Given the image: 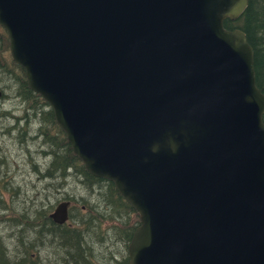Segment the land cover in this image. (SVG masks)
<instances>
[{
    "label": "water",
    "instance_id": "water-1",
    "mask_svg": "<svg viewBox=\"0 0 264 264\" xmlns=\"http://www.w3.org/2000/svg\"><path fill=\"white\" fill-rule=\"evenodd\" d=\"M248 4L0 0L28 87L138 214L128 264H264V93L224 26Z\"/></svg>",
    "mask_w": 264,
    "mask_h": 264
},
{
    "label": "trees",
    "instance_id": "trees-1",
    "mask_svg": "<svg viewBox=\"0 0 264 264\" xmlns=\"http://www.w3.org/2000/svg\"><path fill=\"white\" fill-rule=\"evenodd\" d=\"M224 26L228 29L240 28L245 32L247 41L254 50L256 84L264 93V0H249L243 14L235 20L226 19ZM2 44L4 49L9 51L8 38L0 32V45ZM0 53L3 54L1 48ZM9 60L15 65L18 95L28 97V101L31 102L33 116L39 119L42 127L45 126V129L40 128L38 132L42 137V142L47 147L45 151L42 150V153L48 158L45 162L47 167L44 166L43 173L40 176H44L46 179L56 178L59 180L54 183L56 191H60L63 198L72 196L76 201L75 205L69 209L68 221L64 224H57L49 217L51 208L42 207L44 204L40 206H23L20 211H16L17 208L11 205L13 201L11 200L13 196L11 189L8 191L6 189L7 185L5 188L2 187L3 182L0 181V207L8 211L6 216L0 215V223L7 220V218H12L9 223L32 229L31 237L36 239L40 238L41 235L45 238L48 233L54 235V238H51L53 240L50 239L49 241L57 242L61 246L60 251H62L63 256L60 258V264H101L100 258L92 254L91 251L94 248L90 246L87 236L90 235V232L93 233L92 235L96 234L99 228L108 223L109 225L105 226L103 233H98L101 235L98 239L107 241L111 239L110 234L114 236L115 233H118L124 251L118 261L113 259L114 254L110 255V263L128 264V255L125 254V251L134 229L139 224L138 214L120 195L112 181L96 177L85 169L81 159L73 153L64 131L57 124L51 107L39 94L28 87L25 82L24 69L11 56ZM18 75L22 76L19 77ZM23 82H25V86ZM2 164L3 161L0 160V167ZM70 176L79 180L81 189L86 192L85 196L76 197L61 192L60 188ZM94 192L96 201L91 203L88 196ZM5 193L8 195L7 198L4 196ZM37 203L41 204V202ZM37 203L33 202L32 204ZM81 206H84L85 210H82ZM3 217H6V219ZM127 219H129L128 223ZM92 223L94 226H91ZM94 227L96 230L93 229ZM24 228L20 227L17 234H15L17 246L21 244L22 249L25 241L23 237L19 238V234L21 231L25 234ZM36 245H42L41 239L31 242L25 247L33 249ZM19 252H21V249H18L17 253L11 254L2 238H0V264H38V259L36 261L32 259V253L28 252L24 256V254L19 255Z\"/></svg>",
    "mask_w": 264,
    "mask_h": 264
},
{
    "label": "rangeland",
    "instance_id": "rangeland-1",
    "mask_svg": "<svg viewBox=\"0 0 264 264\" xmlns=\"http://www.w3.org/2000/svg\"><path fill=\"white\" fill-rule=\"evenodd\" d=\"M3 83L8 85L12 82L4 79ZM15 86L3 88L2 90L5 96L0 97V160L3 161L0 167V181L3 182L2 187L5 188L7 185L6 189H8V191L11 189V193H13L11 205L17 208L15 209L16 211H20L23 206H40L44 204L42 207L51 208L49 211L50 213L57 203L61 201L62 194L55 189L54 183L59 180L56 178L46 179L44 176H40V174L43 173L44 166L46 165L45 162H47L46 160L48 158L42 153V150L45 151L47 147H45L42 142V137L38 132L40 128L42 130L45 129V126L43 125L42 127L39 119L33 121L32 130L30 129L28 132L27 128L26 130H20L21 128L17 129L11 126L15 122L8 116V113H16L17 111L14 110V106L18 103V100L14 96ZM29 103L31 104V102ZM46 167L47 166H45V168ZM60 190L63 193L76 197L86 195V192L81 189L79 180L71 176L68 177ZM4 196L7 198V193H5ZM89 196V201L95 203V192ZM75 201L76 200H74V205ZM33 202H41V204H32ZM82 210H85V208ZM7 213V210H3L2 207H0V215L6 216ZM3 218L6 219V217ZM10 219L7 218V220H3V222L0 223V238H2L11 254L17 253L18 249H21L19 255L24 254L25 256L28 252L30 254L32 253V259L34 261L38 259V264H60V258L63 256L62 251H60L61 246L57 242L49 241L51 238H54V235L48 233L49 231L47 232L48 234L45 235V238L41 235V237L37 239H41L42 245H36L35 248L30 249V247L25 246L29 245L31 242L37 241V239L31 237L32 229L20 226L22 229L24 228L25 231V234H23L22 231L19 234V238L23 237L25 241L24 248L22 249V245L18 243L19 246H17L15 240V234H17V230L20 227L9 223L11 221ZM22 221L24 222V220ZM126 221L128 223L129 219ZM107 225L109 224L107 223L99 228L97 230L98 232L94 234L95 236L92 235V232L87 236L90 246L94 248L91 252L97 258H100L101 264H111L109 258L112 254H114L113 259L118 261L120 255L124 251V246L121 244L122 242L118 233H115L116 235L114 236L110 234L109 236L111 239L107 241L98 239V237L101 236L98 233L100 232L102 234ZM91 226H94V224L92 223ZM93 229H95V227Z\"/></svg>",
    "mask_w": 264,
    "mask_h": 264
},
{
    "label": "flooded vegetation",
    "instance_id": "flooded-vegetation-1",
    "mask_svg": "<svg viewBox=\"0 0 264 264\" xmlns=\"http://www.w3.org/2000/svg\"><path fill=\"white\" fill-rule=\"evenodd\" d=\"M0 32L2 34H5L7 37L6 30L1 26H0ZM0 48H1V51H3V54L0 53V97H4L5 94L3 93L2 89L6 88L8 86H15L17 75L15 72V65H13L9 60V57L11 56L10 51H6L4 49L3 44L0 45ZM24 75H25V72H24ZM20 76H22V75H20ZM4 79H6L12 83L7 85V84L3 83ZM25 82H23V84ZM24 86H25V84H24ZM15 87H16V89L14 91V93H15L14 96L18 100L17 101L18 103L14 106V110L17 112L16 113H8V116L11 119H13L15 122V123H13V125H11L12 127H15L17 129L21 128L20 130H22V129L26 130V128H27V132H28V131H30V129L32 130L33 121L37 120L38 118L36 116H33L32 107H31V104L28 102V97L27 96H24V97L19 96L18 95L19 91L17 92L18 87L17 86H15ZM60 200L61 201L62 200H69L70 204H69L68 208L70 209L74 205L75 199L72 196L68 197V198L67 197L63 198V196H62ZM81 208L84 209V206H81ZM69 209H68V211H69ZM126 253H127V248H126Z\"/></svg>",
    "mask_w": 264,
    "mask_h": 264
},
{
    "label": "bare ground",
    "instance_id": "bare-ground-1",
    "mask_svg": "<svg viewBox=\"0 0 264 264\" xmlns=\"http://www.w3.org/2000/svg\"><path fill=\"white\" fill-rule=\"evenodd\" d=\"M68 214H69V211H68ZM68 219H69V218H68ZM67 221H68V220H67ZM67 221H66V222H67ZM66 222H65V223H66ZM63 224H64V223H63Z\"/></svg>",
    "mask_w": 264,
    "mask_h": 264
},
{
    "label": "clouds",
    "instance_id": "clouds-1",
    "mask_svg": "<svg viewBox=\"0 0 264 264\" xmlns=\"http://www.w3.org/2000/svg\"><path fill=\"white\" fill-rule=\"evenodd\" d=\"M153 151H155V148L153 149Z\"/></svg>",
    "mask_w": 264,
    "mask_h": 264
}]
</instances>
